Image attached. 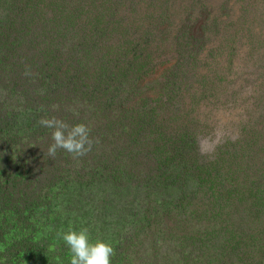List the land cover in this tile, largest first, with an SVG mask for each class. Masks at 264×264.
<instances>
[{"label":"rangeland","instance_id":"obj_1","mask_svg":"<svg viewBox=\"0 0 264 264\" xmlns=\"http://www.w3.org/2000/svg\"><path fill=\"white\" fill-rule=\"evenodd\" d=\"M12 10L35 18L40 44L43 47L42 40L51 44L62 62L61 77L68 70L67 75H76L78 67L85 66L88 83L83 88L80 83L82 97L96 91L98 77L105 78L101 85L110 88V94L97 91L99 99L89 104L72 91L66 95L73 104L68 99L59 107L44 98L48 79L42 77L46 74L41 61L35 60L31 76H25L28 62L17 54L0 62V203L10 194L20 203L51 199L58 213L67 212L70 219L86 224L92 243L102 241L104 234L97 237V230L104 220L133 235L141 230L135 241L148 262L160 248L162 261L183 264L177 262L178 243L170 242L169 234L182 237L186 231L198 235L206 254H213L197 256L195 264L214 259L218 243L231 234L235 246L250 250L259 261L264 246L259 249L255 238L237 236L234 232L240 228L234 223L245 222L242 232L247 231L246 223H254L246 222V209L252 204L240 201L247 189L264 181V0H0V30L6 36ZM16 24L20 26L21 20ZM44 26L52 29L51 41ZM7 44L12 49L10 37ZM31 56L35 52L27 51ZM0 59L5 60L1 54ZM113 87L118 90L115 95ZM52 116L69 124H87L94 140V132L108 123L128 131L131 136L124 135L117 143L127 150L123 172L112 173L121 162L115 163L120 159L117 147L107 145L103 137L82 158L73 159L63 150L48 157L52 130L37 122ZM142 119L152 122L147 138L135 127L134 122ZM158 126L168 128V135L182 130L195 135L193 145H183L190 168L177 169L182 174L177 184L183 185L188 173V189L157 184L164 144L157 139ZM217 128L225 133L224 142L214 158L202 156L198 140ZM109 139L115 141L116 135ZM147 156L149 161L144 160ZM209 175L220 184L212 193L206 185L202 189L206 196L200 194L191 210L201 211L216 193L210 200L213 205L218 206L220 196L230 200L221 207L227 209L218 210L221 217H185L182 207L169 205L187 197L185 205ZM171 208L181 217L172 216ZM227 221L232 222L228 227ZM95 226L92 238L90 229ZM256 228L257 221L252 227L257 236Z\"/></svg>","mask_w":264,"mask_h":264},{"label":"trees","instance_id":"obj_2","mask_svg":"<svg viewBox=\"0 0 264 264\" xmlns=\"http://www.w3.org/2000/svg\"><path fill=\"white\" fill-rule=\"evenodd\" d=\"M21 13L23 12L21 11ZM21 13L19 11H9L7 17L14 16V18H11L12 21L9 24V31L6 32L8 33L7 36L2 30H0V33L4 34L3 37L0 38V54L2 55V58L5 59H0V62L6 61L9 56L15 58L14 54H17L19 59L23 58L26 62H28L24 70L26 71L35 66V60L41 61L46 74L42 75V77H47L45 79H48V82L46 81L47 91L44 92V98L53 103L58 102L59 107L65 103L66 100L70 99L66 93L69 95V93L72 91L75 95H79L80 99H86L87 103L89 104L97 101L101 93L104 96H108L110 94V88H104V86L101 85L105 81V78L103 79L102 77H98L100 73L96 72L94 76L98 77V88L96 91H94V93L84 92L82 97V94L80 93V83L81 88L86 86L88 83L87 79L83 77L86 75L88 76L85 66H83V69H81L79 66L77 69V74L75 71L76 75H67L69 72L68 70L65 74V77H61L60 75L64 74L60 73L62 62H58V55L55 48H52L51 44H46L45 40H42V47L39 41L41 37L36 31L37 26L33 27L36 25L35 18L32 16V14L28 17H24ZM17 19L21 20L22 22L20 26L16 24ZM44 30H46L45 26ZM45 32H47V36H49L51 41L53 36L51 35V27H49V30H46ZM9 37L11 38L12 49L7 44ZM29 50L35 52L34 58L32 56L30 59L27 57V51ZM82 71L86 72H83V74ZM71 77L73 79H70ZM109 84H111V82H108V85ZM113 89L114 95L117 94V88L113 87ZM97 91H99L100 94H97ZM94 94H96V97H93ZM113 99L114 97L112 100ZM70 101L73 104L71 99ZM106 110H108L107 107ZM134 123L135 127L137 126L139 132H145L147 138L149 134V126L152 124V122L149 124V122L147 123L142 119L135 121ZM154 123L156 124L155 120ZM109 124L111 123H108V126H105L104 128L97 129L94 134L97 136L98 140L101 141V138L103 137V139L107 142V145L113 144L117 147L116 152L118 153L115 155L116 158L120 159H117L115 163H121L114 167L112 173H122L123 169H121V164L123 163L127 150L124 147H119L117 143H122V136L126 135L128 137L131 136V134L126 130L122 131L118 125ZM166 129L168 128L161 126L156 128V136L158 141H164L163 147L160 150V165L158 168L160 173L157 184H161L160 186L163 187L173 186L177 188L188 189V182L186 180L188 173L183 177L184 184H177L182 179V174L181 172H177V169L181 167L182 170L186 172L190 168V164L185 162L183 158V145H193L196 141L195 135L189 133L188 130L176 131L173 134L168 135ZM111 130L114 131L111 132ZM110 135H116L115 141L109 139ZM132 146H135L133 141ZM193 147L194 146H191L190 149H193ZM103 156H106V154ZM144 160L149 161V157L147 156L144 158ZM105 162H107V159H105ZM176 162H178V164ZM195 162H197V158H195ZM132 167L133 166H131V168ZM173 168H176V170H173ZM133 176H136V178L139 179L135 173H133ZM147 180H151L149 175ZM216 182V176L212 178L209 175L208 178L203 181V183L198 184L196 189L191 192L192 196L185 205H183V203L186 201L187 197L178 199L174 202V204L171 202L169 205H176L178 208L182 207V213L185 217H190L191 215L198 216L199 218H207L210 215L212 217L214 215H219L221 217L218 210L223 212L225 209H227L221 207L227 206L230 203V200H224V197L220 196L217 199L218 206H215L210 202V200L216 198V193H213L209 196V203L205 207H201V211L195 208L191 210L194 202L197 200L198 203L201 199L200 194L206 196L202 189L205 188L206 185L211 186L212 193L217 187V184H220ZM164 189L166 190V188ZM186 191L187 190L183 191V193H186ZM232 195L233 193H229L230 197ZM4 196L6 197L4 203H0V218L2 217V219H0V264H70L71 254L60 234L66 233L70 229L79 231L85 228L86 224L83 223L80 225L75 221H79L81 219H70L66 216L67 212L64 214L60 212L58 213V210H56L55 207H52L53 202L51 199L49 200L48 198L44 197V199L40 198L39 200L34 199L28 203H20L19 201L13 200L14 196H12V194ZM166 201H170V199ZM245 202L252 204L249 209H246V222L250 220L255 221L251 224L246 223L247 231L245 232H242L245 222L241 220L235 222L234 224L240 229L236 230L234 233L237 236H241V239H246L249 236L253 239L255 238L260 247L258 248L262 249L261 247L264 246V181L261 183V185H259V183L256 185L254 184L249 190L247 189L245 191L240 203ZM170 212L174 217H181L173 208L170 209ZM243 212L245 215V211ZM72 221L73 223L76 222L77 226H72ZM256 221V229L258 230L257 236L254 232L255 229H252ZM231 223L232 222L227 221L226 227H228ZM104 224L102 229L98 227L97 231L99 232L97 233V237L100 233L102 235L104 234L102 241L111 244V246L115 249L116 254L112 257L111 264H162V262L163 264H172L168 263L167 261H162L164 258V253L160 250V248H158L156 255L151 257V260L148 262L146 258L148 255L145 253V251L141 250V248H137L140 245L136 244L137 241H135L137 236L141 235V230L137 232V234L133 235L128 230L125 232L123 229L124 226L117 228L116 225H112L111 223L109 224V222L106 220H104ZM111 225L112 233H108L107 227ZM96 229L97 226L90 229V232L93 236L92 238L96 237ZM238 232H240V234H237ZM105 233H107V235H105ZM113 235L115 236L114 238ZM234 236L235 235L231 234L228 240H224L225 242H223L222 245H219L218 243V247L215 248L216 253L214 254V259L210 260L208 258L205 261H201V263L197 264H258L259 262L264 264L263 250L259 252V255L261 256L260 260L255 261L250 250H243L240 245L235 246L236 244L232 242V239L234 241ZM145 238H149V232L146 234ZM178 238L182 240L176 242ZM169 239L170 242L173 240L174 243H178L175 249V255L178 258L177 262L179 263L184 261L183 264H195V260H197L195 258H197V256L207 255L204 246L200 244L201 239L198 235H194L186 231L184 235L180 237V233H171L169 234ZM174 243L172 244L174 245ZM143 247H145L144 243ZM207 256H213V254Z\"/></svg>","mask_w":264,"mask_h":264},{"label":"clouds","instance_id":"obj_3","mask_svg":"<svg viewBox=\"0 0 264 264\" xmlns=\"http://www.w3.org/2000/svg\"><path fill=\"white\" fill-rule=\"evenodd\" d=\"M24 74L31 76L32 73L26 70ZM37 123L52 130V143L46 153L51 158H55L57 152L63 150L73 159H79L91 152L94 144L99 143L98 139L94 140L91 137L92 129L85 123L69 124L56 116L42 117ZM224 137L225 133L217 128L210 136L200 138L198 140L200 154L214 158L216 149L224 142ZM60 235L70 251V264H111V259L116 254L109 243L99 240L95 243L90 242L87 228L79 231L70 229Z\"/></svg>","mask_w":264,"mask_h":264}]
</instances>
